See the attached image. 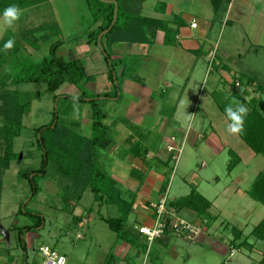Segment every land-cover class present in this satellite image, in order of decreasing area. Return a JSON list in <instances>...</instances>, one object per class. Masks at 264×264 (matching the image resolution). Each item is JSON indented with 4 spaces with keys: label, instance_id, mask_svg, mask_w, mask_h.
<instances>
[{
    "label": "rangeland",
    "instance_id": "1",
    "mask_svg": "<svg viewBox=\"0 0 264 264\" xmlns=\"http://www.w3.org/2000/svg\"><path fill=\"white\" fill-rule=\"evenodd\" d=\"M166 3V0H145L142 4L144 6L143 13L153 12V8L160 4L162 5L161 10ZM21 11L22 14L19 20L15 21L12 27H8L3 23V15L0 13V35H3L6 30L13 32L17 37L15 43L19 47L17 56L20 59L25 57H30L33 60L40 59L48 54L50 44L59 39L64 42L59 45L55 53L66 52L64 56L66 58L80 57L84 65L87 66L86 69H90L88 62L92 61L91 63H94L95 56L103 60V48L99 47L98 44L86 42V31L88 24L91 22V15L84 0H45L37 3V6L32 4L23 7ZM214 17H216L215 14ZM38 24H41L38 31L40 33L37 32L36 34L34 31L35 34L32 35L39 36L41 34L42 41L38 43V49L32 50L21 38L24 37V34H28L27 30L30 27ZM229 25H223L217 38L221 41L220 49L226 48L225 50L228 51H236L234 55L224 58L231 70L218 69V71L222 70L221 74H224L226 80L230 82L222 88L227 91L235 89L241 92L243 84L233 86L234 81L238 80L237 78L243 80L245 75L255 79L261 86V92L257 94V91L252 89L253 85H249V91L251 95H258L261 101L258 107L264 112V81L262 79L264 77V50L259 52L260 47H249L248 39L244 37V34L241 36L239 30H237L234 37L236 40L232 44L230 40L232 37L230 38V33H228ZM32 35L30 34V36ZM70 48H73L76 54H67V50ZM105 48L107 51H112V46ZM246 50L251 52L247 53ZM211 54L214 56V52ZM113 57L111 55L117 80L114 79V75L113 79L109 78L114 88L108 90V96L101 95L99 98L101 100L106 99H103V108L107 114V119L113 117L117 122L118 119L121 122L123 111L121 112L120 105L123 104L125 98L122 92L120 94L118 86L120 87L123 77L121 75L122 70L119 68V60ZM105 64L107 67L109 66L106 61ZM4 67L7 68L6 70H11L12 73L17 72L19 65L16 57L12 61L9 57ZM207 67V62H203L202 71L197 77L198 84L194 86L190 83L187 90L188 94H185L184 100L178 105L175 117L180 121V128L177 131L165 130L150 137L149 140L155 148H149V150L151 152L157 149L166 150V143L169 142L170 135H175V143L179 146L183 139L181 135L189 125L197 132L198 136H195L194 142L197 141L194 143L185 140L177 161L173 158H170L169 161L167 159L161 161L151 158L150 164L153 167V163H155L164 175L163 188L166 187L167 191L162 192V194L165 195L166 199L185 195L189 193L192 187H196L202 195L211 200L212 204L200 216V219L207 220V223L203 224L210 227L207 229L209 234H213V231L216 233L215 236L222 234L232 238L233 231L231 227L234 224L240 227V230H243V238L250 233L252 227L263 217L264 205L253 200L246 190L249 189L256 174L264 167V157L254 154L237 134H230L226 130L229 122L211 98L210 91L217 88H211L209 82H201ZM250 70L253 71L252 75L247 74ZM124 73L129 76H135L136 74L131 66H127ZM85 81L84 79L77 84L64 82L54 93L47 92L45 84L39 81L22 83L14 87L22 93L24 99L31 98V105L22 117L23 127L20 136L12 140L14 151L19 152L18 158L13 160L5 170L2 169V164H0L2 178L0 190V264H36L42 259L39 247L44 244L63 254L66 258L65 264H103L111 252L113 259H109L111 260L110 264H120L123 260L121 257L116 258L114 252V246L121 239L102 218V216H116L118 209L115 204L96 201L94 193L85 186L88 181L89 167L84 165L77 178L64 175L56 164V157L53 159V156L48 153L45 174L30 173L29 180L17 174L19 170L25 171L29 168H37L40 165L41 148L36 144L34 128L42 124H48L54 113L56 116L58 115V124H61L62 119H68L65 120V123H70V120L81 122L82 117L86 118L88 122L82 121L86 124H82V127L75 129L71 127V130L86 136L90 135L89 115L91 109L88 103H78L74 100L71 103L63 102L62 98L53 100V94L68 95L71 99L84 95V99H89V96L94 94V89L85 84ZM96 86L101 87L102 85L96 83ZM218 89L223 90L221 87ZM157 91L160 95H157L156 99L164 103L166 94L162 93L161 89ZM173 92L177 93V90L175 89ZM112 97L114 100L110 99ZM68 103L71 105V112L68 116H64L61 113V106ZM0 119L3 120L2 116ZM1 120L0 125L2 124ZM125 122L127 121L125 120ZM108 135L110 142L107 146L98 150V163L101 170L106 172L109 178H113L116 188L120 189L118 197L130 201L133 199V195L121 187L125 188V184L115 179L110 169V165L115 162L114 158L118 153L113 152L115 154L113 156L109 154L113 146L118 145V140L115 139L111 126ZM130 141L126 140L125 142L124 140L120 145L121 148L126 150L127 155L129 152L126 148L129 147ZM3 145V139L0 136V153L2 154ZM45 146L47 148L48 144L45 143ZM55 149L60 152L59 158H61V150ZM230 149L235 151L240 158L239 162L235 163L233 167H228L229 160L233 158L229 154ZM0 162H2L1 157ZM77 162H74V165ZM31 185L36 186V192L31 191ZM151 197L155 200L159 198L157 193ZM138 209V216L135 215L136 212L130 213L127 218L128 224L141 222L139 217H142L145 211L143 208ZM120 212L122 213V211ZM178 213L191 222L200 223L188 217V214H191L188 209L184 208ZM77 215H81L82 218V223L79 225L73 217ZM83 219L85 220L84 223ZM21 227H30L28 230L23 229L22 235H20L22 238L24 237V247L20 244L18 233V229ZM5 229L9 233L7 240L3 238ZM248 241L256 243V248L264 249L263 241H255L253 236H250ZM155 242L153 245L150 243L151 253L149 257V254L147 255L144 262H142V259L135 261L126 257L127 263L184 264L182 263L183 260H169L164 254L155 253ZM132 247L134 248V246ZM251 247L248 246L247 248L245 246L240 249L247 252ZM159 248L162 251L164 247L159 245ZM149 249L145 251L149 252ZM191 260H193L191 264L202 263L198 254L197 257H193Z\"/></svg>",
    "mask_w": 264,
    "mask_h": 264
},
{
    "label": "trees",
    "instance_id": "2",
    "mask_svg": "<svg viewBox=\"0 0 264 264\" xmlns=\"http://www.w3.org/2000/svg\"><path fill=\"white\" fill-rule=\"evenodd\" d=\"M42 1L45 0H0V13L3 15L5 8L10 5H16L21 9ZM84 1L91 15V22L86 31V41L96 45L98 34L108 28L113 19L114 3L104 2L102 0ZM115 1L117 4L116 20L111 28L101 36V45L104 52L103 58L109 64L107 71L108 77L113 79L114 75V79L117 80L113 67L114 62L111 59L112 51H107L105 47H111L114 43H151L153 42L152 35H154L157 28L164 31L163 42L170 43L173 41L174 32L176 31L168 25V20L151 18L141 14V7L145 0ZM209 2L211 3L215 16L218 17L226 11L229 0H209ZM162 5L160 4L158 5L159 7L156 6L155 8L161 11L163 9L160 10ZM23 36L24 37L21 39L25 40L27 44L34 43L35 41L33 42V40H37L39 37L27 34ZM41 37L40 35V38ZM9 39L14 40V46L5 51L4 45ZM15 41L16 36L13 32L7 30L0 38V75L3 77L1 79L0 76V80H2L0 81V117L2 116L3 119H0L2 121L0 125V136L4 144L3 154L1 156L2 162H0V164H2L3 170L19 156V152L13 149L12 140L20 136L23 127L22 117L29 110L31 105V98L24 99L22 93L18 92L14 87L22 83L39 81L45 84V90L47 92L54 93L64 82L77 84L84 79L86 80L88 77L84 63L80 57L65 58L55 53V50L61 43L59 39L52 42L49 46L48 54L42 56L38 60H33L30 57L20 59L17 56L19 47ZM9 57L10 61L16 57L17 64L19 65L17 72L12 73L11 70H6L7 68L4 67ZM226 62L224 58H221V56L215 52L210 67L215 70L220 68L224 71H230L231 67L227 65ZM237 79L239 80H237L238 85L239 82L240 85L243 84L241 92L235 89L228 91L214 89L211 91V98L226 119L225 107L233 99L238 100L249 109L247 116L244 118L243 131L237 133V135L254 154H259L264 157V112L258 107L259 102H261L258 95H251L249 91V85L253 82H255V84L252 89L256 90L257 94L261 92V86L255 79L245 75L243 80L240 78ZM101 95L108 96L106 93H94L89 96V99H84V95H80L76 99H71L68 95L53 94V100H55V98L58 100L62 98L63 102L71 103V101L74 100L78 103L82 102L90 105V135L86 136L71 130V127H73V129L80 127L81 122L79 120H70V123H65V120L68 119H62L61 124H58V115L56 116L54 113L48 124H42L34 128L36 144L41 148L40 165L37 168H29L25 171L19 170L17 174L28 180L30 173H35L36 175L39 173L42 175L45 174L48 153L53 156V159L56 157L57 162H55L59 170L64 175L70 177H79L82 168L86 165L89 167V174L85 186L90 188L94 193L95 200L100 203L108 202L110 204H115L118 209L116 216H102L103 220L108 224L111 230L118 234L119 239L127 242L131 246L140 248L141 251H145V249L147 250V240L144 235L138 232V227L145 223L137 222L138 224L135 223L131 225L127 222V218L131 212H136L135 215L138 214L139 209L133 208L134 197L130 201L119 198V190L115 186V181L113 178H109L106 172L101 170L98 163V150L107 146L110 142L108 137L110 127L104 122L106 112L103 108V99L105 98L101 100L99 98ZM69 103L62 104L61 106V113L64 116H68L71 112V105ZM55 118L57 119L54 121ZM52 124L53 127H51ZM127 141H130L127 151L131 157L140 159L144 166L150 167L148 165L149 162L146 160V155L148 153L147 148L142 144L141 140L133 139L129 136ZM45 143L48 144L47 148ZM55 148L61 150V158H59L60 152H57ZM229 154L233 156V158L229 160L228 167H233L235 163L239 162L240 158L239 155L231 149L229 150ZM168 156L167 161L172 158V153L170 152ZM76 161L78 162L74 165ZM129 176L138 180L139 184H141L145 176L144 170L142 168L140 169V167L132 166L129 171ZM1 187L2 180L0 173V190ZM163 187L164 185L162 188ZM36 190V186L31 185V191L34 193ZM246 192L253 200L264 205V167L256 174ZM158 200L159 198L155 201ZM149 203L150 201L148 200L145 202V205L147 206L149 216L153 218L155 212L150 208ZM166 203L168 207L173 208L177 212L185 208L188 209L192 215L199 218L206 212L208 206L211 205L210 200L202 195L196 187H192L189 193L185 195L173 197L169 200L166 199ZM120 211H122V213ZM73 217L78 224L82 220L81 215ZM231 228L233 231V236L230 240L231 247L240 248L252 246L253 243L248 241L250 236H253L255 241L260 240L264 242V216L252 227L250 233L243 238L241 237L242 231L240 229L235 225H232ZM23 229L28 230L30 227H21L18 229L22 247L25 246L23 244V238L20 236L22 235ZM109 259H113L112 252L108 254L103 264H110L111 260ZM260 263L264 264V249L261 250Z\"/></svg>",
    "mask_w": 264,
    "mask_h": 264
},
{
    "label": "crops",
    "instance_id": "3",
    "mask_svg": "<svg viewBox=\"0 0 264 264\" xmlns=\"http://www.w3.org/2000/svg\"><path fill=\"white\" fill-rule=\"evenodd\" d=\"M166 1L167 3L161 11L153 8V12L143 13L144 6H142L141 14L151 18L168 20V25L176 31L172 42L164 43V31L157 28L154 35H152L153 42L151 43H114L112 45L113 58L119 60V68L122 70L121 75L123 77L118 89L120 94L121 92L124 94L125 99L123 104L120 105L121 112L123 111V120L120 119L121 122H119V117L117 118L118 122L113 117L107 119L106 116L104 119V122L109 127L111 126L115 139L118 140V145L113 146V149L110 150L111 153H109L113 156L115 155L113 152H118L114 158L115 162L110 165V169L113 177L125 184V188L121 187L133 195L135 199L133 208H143L145 211L143 216L139 217L141 219L140 223H149L152 219L149 216V212H147L145 202L148 200L155 201L151 197L153 194L157 193L160 198L164 195L162 192L167 191L166 187L162 188L165 178L161 169L155 163H153L152 167L150 159L155 158L164 161L169 157L168 153L165 149H157L151 152L149 148H155V146H152L149 138L165 130L177 131L180 128V121L175 117V112L178 105L184 100L185 94H188L187 90L190 87V83L194 86L198 84L197 77L202 71L203 62H207L208 67L204 71L201 82H209L211 88L217 89L220 87L223 89L224 85L226 86V84L230 83L226 80L225 75L221 74L222 70L218 71V69L215 70L210 67L212 52L218 53L221 58L232 56L236 52L225 50L226 48L220 49L221 41L217 39L221 32L220 29L223 25L227 26L230 24L228 33H230V38L232 37L230 39L232 44L236 40L234 37L237 34V30H239L241 36L244 34V37L248 39L249 47H260L261 49H258L259 52L264 50L262 49L264 48V0H229L226 11L217 18L214 17L209 0ZM34 5L37 6V4ZM193 20L197 22L196 27H191L190 25ZM40 28L41 24L34 25L27 30V33L30 35L35 31L37 34ZM40 35L37 40H33V42L35 41L34 43L28 44L31 47L30 49H38V43L42 41ZM60 41V44L64 42L63 40ZM24 43L27 44L26 42ZM246 51L247 53L251 52L250 50ZM65 54L66 52L58 53V55L63 57ZM67 54L76 53L73 48H70L67 50ZM102 59L95 56L94 63H91L92 61L88 62L90 69H86L87 66L84 65L86 73L89 71L85 84L91 86L94 89V93L108 94V90L113 86L112 81L108 77V67L104 58ZM127 66L133 68L134 72H136L135 76H129L124 73ZM247 74L252 75L253 71L250 70ZM262 79L264 81V77ZM236 81H234L233 86H237L235 85ZM96 83L102 86L97 87ZM254 84L255 82L251 85ZM158 89H161L162 93L166 94L164 103L169 104L165 105L161 100L156 99ZM175 89L177 93L173 92ZM110 99L114 100L113 97ZM217 116L219 117V115ZM81 119L80 127H82V124H86L82 121L88 122L86 118L82 117ZM196 135L198 136L197 132L189 125L181 135L183 138L182 142L185 140L194 142ZM129 136L133 139L141 140L145 144L144 146L148 152L146 160L149 162L148 165L150 167L144 166L140 159L133 158L130 154L127 155L126 150L121 148V143L124 140L126 142ZM170 137H175V135H170ZM0 155L2 156V153ZM132 166L140 167V169L144 170L145 176L141 184H139L138 180L130 178L129 171ZM188 217L198 223L200 222L204 226L202 227L203 232L201 231L193 240H190L191 242L167 233L164 238L155 239L156 242L154 240L156 245L155 253L164 254L169 260H183L182 263L184 264H191L193 262L191 258L197 257V254L202 260V263L198 262V264H261V250L263 249L256 248V243H253L249 251L243 252L240 249L241 247H231L230 240L232 238L222 234L215 236L214 234L216 233L213 231V234H209L207 229L210 227L203 224L207 223V220L194 217L192 214H188ZM235 226L241 229L237 225ZM241 231L242 237L243 230ZM3 238L5 240L9 238V233L6 232V229ZM23 244L25 245L24 239ZM159 245L164 247L162 251ZM114 247L116 258L121 257L123 259L120 264H128L125 260L126 257L135 261L142 259V262H144L147 255L149 254V257L151 253V249L147 253L146 251H141L140 248H133L123 240H120Z\"/></svg>",
    "mask_w": 264,
    "mask_h": 264
},
{
    "label": "built area",
    "instance_id": "4",
    "mask_svg": "<svg viewBox=\"0 0 264 264\" xmlns=\"http://www.w3.org/2000/svg\"><path fill=\"white\" fill-rule=\"evenodd\" d=\"M190 25L191 27H196L197 22L193 20ZM211 56L213 58V55ZM235 85H238L237 81L235 82ZM183 142L178 146L175 143V138L171 137L169 142L166 143V150L168 153H172V158L175 161L179 158ZM149 204L150 208L154 210L155 215H153L154 217L150 223L141 224L138 227V232L141 235H144L147 240V250L149 249L151 242L158 238H164L167 233L189 241L193 240L201 233L202 225L187 220L177 211L168 207L165 196H161L158 201L151 200ZM84 222L85 220L83 219V223ZM81 223L82 220L79 224ZM77 236L80 237L79 234H77ZM39 251L42 259L36 264H65V256L51 246L47 244L41 245Z\"/></svg>",
    "mask_w": 264,
    "mask_h": 264
},
{
    "label": "clouds",
    "instance_id": "5",
    "mask_svg": "<svg viewBox=\"0 0 264 264\" xmlns=\"http://www.w3.org/2000/svg\"><path fill=\"white\" fill-rule=\"evenodd\" d=\"M22 14L21 9L16 5H10L5 8L3 12V23L8 27H12L14 22L19 20ZM14 46V40L9 39L5 45L4 50L7 51ZM249 109L238 100L233 99L225 107V114L229 121L227 131L230 134H237L243 131L244 118L247 116Z\"/></svg>",
    "mask_w": 264,
    "mask_h": 264
},
{
    "label": "water",
    "instance_id": "6",
    "mask_svg": "<svg viewBox=\"0 0 264 264\" xmlns=\"http://www.w3.org/2000/svg\"><path fill=\"white\" fill-rule=\"evenodd\" d=\"M104 2H112L114 3V12H113V19L110 23V25L108 26V28H106L105 30L101 31L98 36H97V44L99 47L102 48V45H101V36L106 33L110 28L111 26L114 24L115 20H116V16H117V4H116V1L115 0H102ZM53 127V125L51 126Z\"/></svg>",
    "mask_w": 264,
    "mask_h": 264
}]
</instances>
